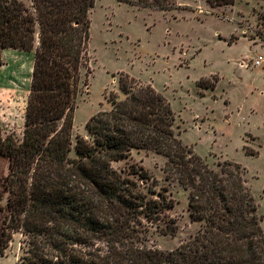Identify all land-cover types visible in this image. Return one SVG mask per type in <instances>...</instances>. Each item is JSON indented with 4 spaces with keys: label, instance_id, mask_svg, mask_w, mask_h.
I'll return each mask as SVG.
<instances>
[{
    "label": "trees",
    "instance_id": "1",
    "mask_svg": "<svg viewBox=\"0 0 264 264\" xmlns=\"http://www.w3.org/2000/svg\"><path fill=\"white\" fill-rule=\"evenodd\" d=\"M28 1L0 0V57L8 48L33 53L22 140L0 136V156L8 161L0 185V257L17 232L26 238L20 264H264V233L245 169L230 161L210 168L184 145L168 99L152 86L121 74L124 97L112 94L110 109L87 120V136H76V156H69L76 100L90 71L95 0ZM116 1L172 8L162 0ZM201 81L200 88L213 89L217 80ZM134 149L166 159L165 180L187 192L190 219L200 223L174 250L144 244L149 225L176 233L168 188L157 190L141 167L125 173L112 166Z\"/></svg>",
    "mask_w": 264,
    "mask_h": 264
},
{
    "label": "rangeland",
    "instance_id": "2",
    "mask_svg": "<svg viewBox=\"0 0 264 264\" xmlns=\"http://www.w3.org/2000/svg\"><path fill=\"white\" fill-rule=\"evenodd\" d=\"M162 1L172 8L161 12L95 0L89 14L90 71L76 100L69 156H76V136H87V120L110 109L112 94L124 97L118 82L126 74L168 99L178 138L210 168L230 161L245 169L264 233V63L253 66L264 56V0H234L223 6L206 0ZM231 36L239 39L229 45ZM32 59V52L11 49L0 60V136L16 142L23 135ZM200 79L204 86L216 79L215 88H199ZM165 162L161 155L134 149L112 166L125 173L141 167L157 190L168 188L173 207L167 213L176 233L165 235L149 225L144 244L170 251L190 240L200 223L190 219L187 192L165 180ZM7 173L8 161L0 156V185ZM24 241L21 233H13L0 264H20Z\"/></svg>",
    "mask_w": 264,
    "mask_h": 264
},
{
    "label": "crops",
    "instance_id": "3",
    "mask_svg": "<svg viewBox=\"0 0 264 264\" xmlns=\"http://www.w3.org/2000/svg\"><path fill=\"white\" fill-rule=\"evenodd\" d=\"M150 10H153V9H150ZM157 11H158V10H157ZM161 12H164V11H161ZM231 37H232V36H231ZM242 37H243V36H242ZM238 39H239V38L236 37V39H235L233 42H235V41L238 40ZM233 42H232V43H233ZM232 43H229V41H228V44H229V45H231ZM8 50H11V49L8 48V49H4V50L2 51V53H1V57H0V60L4 58V54H5V52H7ZM13 50H14V49H13ZM17 51H18V50H17ZM258 57H259V56H258ZM261 57L264 58V56H261ZM256 59H257V58H256ZM256 59H255V60H256ZM255 60H254V61H255ZM254 61H253V62H254ZM242 63H243V62H242ZM262 63H264V61L261 62V63H260L259 65H257V66H261ZM32 65H33V59H32ZM32 65H31V68H30V78H31V72H32ZM242 65H243V64H242ZM244 65H245V64H244ZM253 66H254V65H253ZM29 83H30V81H29ZM29 85H30V84H29ZM198 87H199V86H198ZM199 88H200V87H199ZM214 88H215V86H214ZM214 88H213V89H214ZM201 89H208V88H201ZM213 89H210V90H213Z\"/></svg>",
    "mask_w": 264,
    "mask_h": 264
},
{
    "label": "built area",
    "instance_id": "4",
    "mask_svg": "<svg viewBox=\"0 0 264 264\" xmlns=\"http://www.w3.org/2000/svg\"><path fill=\"white\" fill-rule=\"evenodd\" d=\"M264 61V58L263 57H261V56H259V57H257V59L253 62V65L254 66H257V65H259L261 62H263Z\"/></svg>",
    "mask_w": 264,
    "mask_h": 264
}]
</instances>
